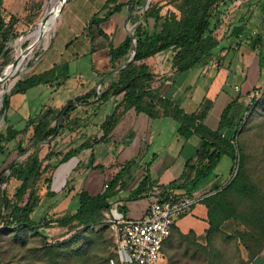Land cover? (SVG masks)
<instances>
[{
	"label": "trees",
	"instance_id": "trees-1",
	"mask_svg": "<svg viewBox=\"0 0 264 264\" xmlns=\"http://www.w3.org/2000/svg\"><path fill=\"white\" fill-rule=\"evenodd\" d=\"M235 1L237 0H164L162 5L160 1L152 2L141 17H134L135 24H137L134 28V37L137 41L134 61L117 74L109 76L110 83L100 96L94 95L93 97L92 93H88L87 97L70 101L59 131L58 119L68 105L58 111L51 108L42 111L39 115L27 120L23 130L15 128L8 123L7 119L5 129L0 131V156H8L10 144H16L15 149L18 154L27 153L29 149L25 147L24 140L19 138L29 130H32V145L34 147L32 146V153L28 155L25 162H15L11 171H0V238L3 235L11 234L16 239H21L24 235L33 233L48 240L46 230L55 226L64 239L61 242L47 243L45 248L47 251L59 254L66 245H74L80 241L93 226L105 223L109 227L105 213L112 208L114 202L140 200L149 196V193L155 194L159 199L167 198L169 193L193 197L201 183L212 176L226 155L237 163L238 168L233 179L224 189L221 190V186H216L215 194L201 200L208 211L209 229L206 234L199 237L193 231L188 234L181 233L176 222L186 214L181 215L174 222L171 234L173 233L189 243L190 246L205 251L206 247L202 245L203 242L206 241V246H210L213 236L220 230L228 195L237 193L242 198L253 200L255 204L258 203L261 189L257 184L249 181L244 168L246 160L244 137L248 136L252 126L257 122L259 101L254 100L247 112L248 116L235 126L230 136H226L225 130L229 126L231 109L233 104L240 99V95L224 110L220 126L214 131L204 124L199 113H186L172 100L164 98L162 90L152 88L156 74L152 72L149 65L151 58L166 52L173 53L172 63L176 73H185L203 63L206 64L220 46L221 42L217 37V31L223 24L227 8ZM3 2L4 0H0V6ZM143 3L144 0H129L126 3L108 0L101 9V12L106 11V13L101 16V12H98L86 25L87 36L91 40V54L106 50L114 70L123 66L131 58L134 43L128 35L123 42L115 46L111 36L104 31L103 25L109 22L114 15L121 13L124 8L129 7L131 11H134L137 6H141ZM244 31L243 27L235 29L236 37H241ZM256 34L258 39L255 43L259 44V40H264V17ZM8 39L7 33H1L0 40L3 43L0 53ZM55 71L56 69L53 68L19 81L10 96L26 94L34 87L52 82ZM107 74L103 73L100 77ZM127 85L129 86L123 92L122 100L101 124L100 129L103 132L101 138H85L77 147H70L65 151H57L52 147L64 131L72 132L81 126H86L85 124L81 125L79 119L71 120L70 118V114L79 108L78 105L87 106L90 100L99 97L97 106L101 107L112 97L119 96L118 90ZM250 94L248 93V95ZM262 96H264V92ZM9 97L4 101L3 114L10 109L11 97ZM132 109L139 114L148 115L151 119L160 116L171 117L179 123L178 132L183 139L188 140L197 135L202 140V146L195 157L187 162L186 172L170 184L159 186L157 192L153 191L155 184L148 176L152 162L147 163L145 177L131 191L127 190L137 176L136 165L139 159L131 160L124 165L114 159L96 164L95 147L108 139L122 117ZM56 133V139L48 144V153L41 158V144L47 142ZM86 151H91L87 161L85 160L89 173L86 176L84 188L77 196L76 211L55 220L42 219V222H37L33 218V214L39 206L41 188H46L47 197L55 198L57 194L52 190L55 170ZM54 158H59L57 164L52 163ZM46 175L48 176L45 177ZM4 185L5 187H3ZM121 192H126L127 197L122 198ZM254 210L252 215L250 214L253 222V234H238L245 244L254 242L258 245V251L253 253L252 258H255L264 249V204H257ZM100 236L97 234L96 237ZM168 239L163 247L164 256ZM248 239L251 241L248 242ZM188 249L186 250L187 255ZM114 258L115 255L112 254L108 260L114 263Z\"/></svg>",
	"mask_w": 264,
	"mask_h": 264
},
{
	"label": "rangeland",
	"instance_id": "rangeland-1",
	"mask_svg": "<svg viewBox=\"0 0 264 264\" xmlns=\"http://www.w3.org/2000/svg\"><path fill=\"white\" fill-rule=\"evenodd\" d=\"M107 1L66 0L60 11L59 3L62 0H4L0 6V35L7 33L9 39L5 42L4 49L0 53V77L4 72L3 82H0V92L5 91L0 99V131L5 129L7 119L8 123L15 124V128L23 130L27 120L39 115L43 108L55 109L53 106H56L59 101L62 102L66 99L75 101L77 98L87 97L88 93H92L93 97L94 95L98 96L96 87L100 76L103 73L114 71L108 52L104 50L96 60L93 68L94 74L91 56L76 60H71V58H75L76 53H81L85 48L87 43L86 25L98 12H101L102 6ZM117 1L121 3L120 0ZM157 1L159 0H152L151 3ZM146 2L147 0H144V3L137 6L134 11L127 7L122 16L121 14L117 15L116 19L107 24V29H110L111 32L108 35L111 36L115 44L127 37L130 30H134L137 25L134 17H141L146 9ZM57 4L59 5L53 10ZM165 11L166 8L163 12L165 13ZM105 13L106 11L101 12L100 15L103 16ZM263 17L264 0H237L230 5L227 8L223 24L217 31V37L223 44L209 58V61L212 60L213 63L207 62L197 66L193 72L194 76L188 83L193 86L192 93L196 92L193 102H200V96L213 89L208 91L206 88L212 82H214L213 87L218 83V80L215 79L216 71L221 72L222 75L225 71L228 72L227 74L231 73L228 81L230 83H227L231 87L240 81L234 75V72L238 71L236 74H239V77L245 81L242 85L241 97L231 109V116L237 123L248 116L247 112L254 100L259 101L257 122L252 126L248 136L244 137L246 146L245 172L249 181L257 184L261 189L257 204H264V96H262L264 92V40H259V44L255 42L258 39L256 33L260 29ZM238 27L245 29L241 38H237L235 35V29ZM103 29H105V25H103ZM35 33L38 35L34 36ZM106 33L108 32L106 31ZM2 43L0 40V48ZM238 43L242 45L239 46ZM98 44L100 43L98 42ZM243 45L245 49L241 55L239 51ZM254 54L255 58L250 64L251 66L246 69L247 58L249 59ZM237 60L240 61V64L237 63ZM227 63H229L228 66ZM20 64H25L24 72L19 70ZM225 65L227 70H224ZM53 68L56 69L52 78L53 90L60 89L58 93L53 94V90L50 91L47 86L39 85L26 94L10 96L19 81ZM204 69H206L205 72ZM7 71L8 74H6ZM18 77L20 79L15 84ZM64 82L67 87L77 82L85 84L87 82L90 86L84 89L86 92L73 98L70 96H73L74 93L64 87ZM105 83L104 86L102 85L101 93L108 87L110 79ZM229 86H225L224 89L229 91ZM259 88L262 90H255ZM250 89H252L249 92L251 94L248 95L247 91ZM9 96L11 97L10 109L3 114L4 101ZM237 96L238 94L234 93V99ZM246 96L250 97L245 100ZM122 97L123 93L115 98L112 97L109 102L101 104V107L97 106L99 97L90 100L87 106L78 105L79 108L70 114L71 120L77 118L81 125L87 123L88 127L94 126V128L89 130L86 126H81L82 131L75 133L66 130L57 138L52 147L57 151H65L74 147L77 139L84 135L101 138L102 132L99 125L102 124L110 111L117 107ZM168 131L171 133L169 128ZM19 139L24 140V145L29 150L25 154H18L15 149L16 144H10L8 156H0V171L9 170V165L15 159H17L16 162H25L28 155L32 153V130ZM40 150V157L43 158L49 151L48 144H41ZM58 161L59 158H54L52 163L57 164ZM237 168V163L229 156H224L212 176L204 181L206 184L201 194L209 197L216 193L214 191L216 186H221V190L224 189L233 179ZM67 169L68 166H60L59 172L56 174L53 189L57 192L60 190L58 189L60 176ZM87 175L85 172H80L76 176L72 175L73 177L71 176L69 179L64 192L56 198L47 197L46 188L42 187L39 191V206L33 214V218L37 222H42V219L50 221L65 214H73L78 207L77 196L85 186ZM195 195L200 194L196 193ZM257 204L253 203V200L240 197L237 193L228 195L221 227L219 232L213 236L212 244L206 246V241L201 243L206 247V250L203 251L201 248L190 246L189 243L172 233L164 251L168 264H264V249L255 258H252L253 253L258 251V245L249 242L251 239H248L249 243L245 244L238 235L239 233L253 234V222L250 214L252 215L255 211ZM122 210L121 202L113 203L112 208L105 213V219L108 220L109 217L121 214ZM46 233L48 240L33 233L24 235L21 239H16L11 234L1 236L0 264H127L116 253L115 235L110 226L108 227L105 223L93 226L80 241L74 245H66L59 254L47 251L45 247L47 243L61 242L64 239L61 232L53 226L46 230ZM97 234L101 236L96 237ZM187 249L188 255L186 254ZM112 254L115 255L114 263L108 260Z\"/></svg>",
	"mask_w": 264,
	"mask_h": 264
},
{
	"label": "crops",
	"instance_id": "crops-1",
	"mask_svg": "<svg viewBox=\"0 0 264 264\" xmlns=\"http://www.w3.org/2000/svg\"><path fill=\"white\" fill-rule=\"evenodd\" d=\"M120 1L121 3H126L128 0ZM160 2L162 5L164 3V0H161ZM126 9L127 8H124L121 13L114 15L109 22L104 24V31H107V34H111V32L109 31L110 29H107V24L116 19L117 15L121 14L122 16V13L124 14V11ZM86 38L87 43L85 45V48L82 49L81 53H76L77 56H74L75 58L72 57L71 60L91 56L92 70L94 74V65L103 51L91 54V40L88 36ZM125 38L117 44L113 42L114 45L118 46L125 40ZM222 44L223 43H220L219 48L222 46ZM238 45L240 46L242 44L238 43ZM240 48L241 49L239 51V54L242 55L245 46L243 45ZM172 56L173 53L166 52L150 59V68L152 72L156 74L155 82L152 84V88L162 90V96L164 98L172 100L186 113H199V115L202 116L204 124L211 130L216 131L220 126L222 113L235 100L234 93L236 95L238 94V96L241 95L243 91L242 85L245 80L240 78L239 74H236V72L238 73V71H235L234 75L237 76L240 81L239 83L236 82L234 86L231 87L227 84L230 83L228 81L230 80L231 73L227 74L228 72L225 71L224 75H222L221 72L216 71L215 79L218 80V83H216L215 87H213L214 82H212L211 85L206 88L208 91L213 88L211 92L207 91V94L200 96V102H193L196 92L192 93L193 86H191V84L188 85V83L191 77L194 76L193 72L195 68L185 73H176L173 69ZM247 57L248 55L246 56V58ZM254 58L255 54L251 55L249 59L247 58L248 64L246 66V69L251 66L250 64L253 62ZM208 62L213 63L212 60H208ZM237 63L240 64V61L237 60ZM228 65L229 63H227V66ZM227 66L225 65L226 68L224 70H227ZM205 70L206 69H204V72ZM109 76L105 79V81L109 78ZM101 78L102 77H100V79ZM42 85L47 86L50 91H52L54 88L53 82H50L48 84H41L40 86ZM88 86H90V84L88 85L87 82L86 84L83 82H77L76 84L67 87L66 82H64V87L74 93L73 96H70L73 98H76L86 92V90L84 89H86V87ZM225 86H229L230 90L226 91L224 89ZM236 87H238L239 89L238 92L236 91ZM251 90L252 89L248 90L247 94ZM59 91L60 89H55L53 90V94L58 93ZM248 97L250 96L244 97L245 100H247ZM70 101V99L63 100L62 102L59 101V103H57L56 106H53V108H55L56 111L61 110L63 107H66ZM45 110L47 109L43 108V110L41 111ZM228 124L229 126L225 130L226 136L232 134V132L234 131L233 129L238 123L231 116L228 120ZM12 125L15 127V124L12 123ZM85 125L89 130L91 128H94V126H92L91 128L88 127L87 123H85ZM100 127L101 125H99V129ZM168 128L171 133H169ZM82 129L83 128H78L71 133L81 132ZM178 129L179 123L171 117L160 116L156 119H151L148 115L144 113L139 114L134 109H132L122 117L121 121L117 124L108 139L95 147L94 152L97 158L96 164L106 162L109 159H114L121 165H124L131 160L139 159L136 165L137 176L127 190L131 191L132 189H135L141 182V180L145 177L147 163L152 162L151 166L149 167L148 176L150 177L151 182L155 184V188H153L154 191V189H158L159 186L168 185L172 181L179 179L187 170V162L195 157L197 151L202 146V140L199 136L195 135L190 139L185 140L179 135ZM90 137L91 135H84L81 138L77 139L78 141L77 143L75 142L76 146L74 145V147H77L79 144H81L85 138ZM90 154L91 151H86L81 155L72 158L67 163L60 165L68 166V169L64 174L60 176L58 188L60 190L58 192L53 189V186L55 183L56 174H58L60 166L55 170L53 175L52 190L56 192L57 196H59L60 193L64 192L72 175L76 176L80 172H85L86 174L89 173V169L85 166V160L87 161ZM205 184L206 183L202 182L198 190L193 194V197L196 198L199 202L195 204L183 218L177 220L176 222V226L183 234H188L190 231H193L197 236L201 237L204 236L209 229L208 211L206 206L201 202V200L207 196L205 194H201V191L203 190ZM196 193L200 195L197 196L195 195ZM148 195L149 196H147L146 198L140 200H121V205L123 206V208H125L124 210H122L121 215L131 219H139L143 217L148 212L151 203L156 199L155 194L149 193ZM121 197L126 198V192H121ZM160 264H168L164 255Z\"/></svg>",
	"mask_w": 264,
	"mask_h": 264
},
{
	"label": "built area",
	"instance_id": "built-area-1",
	"mask_svg": "<svg viewBox=\"0 0 264 264\" xmlns=\"http://www.w3.org/2000/svg\"><path fill=\"white\" fill-rule=\"evenodd\" d=\"M236 91H239L238 87ZM198 202L188 195L169 193L165 199L156 197L148 212L139 219L121 214L109 217L110 229L115 235L116 253L127 264H160L163 247L174 222Z\"/></svg>",
	"mask_w": 264,
	"mask_h": 264
},
{
	"label": "water",
	"instance_id": "water-1",
	"mask_svg": "<svg viewBox=\"0 0 264 264\" xmlns=\"http://www.w3.org/2000/svg\"><path fill=\"white\" fill-rule=\"evenodd\" d=\"M151 1H152V0H147V2H146V9H147V8L149 7V5L151 4ZM65 3H66V0H62V2L60 3V6H61L60 11L62 10V8H63V6L65 5ZM146 9H145V10H146ZM133 31H134V30H130V32H129V35H130V37L132 38L133 43H134V45H133V53H132L131 58H130V59L127 61V63H125L123 66H121V67L115 69L113 72H111V73L105 75L104 77H102V78L99 80L98 85H97V87H96V93L98 94V96H100L102 85H103L105 79H106L109 75L117 74L120 70H122L123 68L127 67L128 65H130V64L134 61L135 56H136V52H137V44H136L137 41H136V39H135V37H134V32H133ZM3 79H4V72H3L2 76L0 77V82H2ZM19 79H20V77H18V79L16 80L15 84L17 83V81H18ZM15 84H14V85H15ZM128 86H129V85L121 87V88L118 90V94L123 93V92L128 88ZM80 105L83 106L82 104H80ZM68 108H69V105L64 109V111L62 112V114L60 115V117H59V119H58V131L60 130V127H61L62 124H63V118H64V115H65L66 111L68 110ZM56 137H57V133H56L53 137H51L47 142L42 143V144H50V143H52V142L56 139ZM33 147H34V146H33ZM16 160H17V159L13 160L12 163L9 165V171H11L12 166H13V164L16 162ZM235 174H236V172H235ZM235 174H234V175H235Z\"/></svg>",
	"mask_w": 264,
	"mask_h": 264
},
{
	"label": "bare ground",
	"instance_id": "bare-ground-1",
	"mask_svg": "<svg viewBox=\"0 0 264 264\" xmlns=\"http://www.w3.org/2000/svg\"><path fill=\"white\" fill-rule=\"evenodd\" d=\"M53 2H54V1H53ZM59 4H60V3H59ZM59 4L55 5V6L53 7V10H55L56 7H57ZM50 18H52V17L50 16ZM50 25H51V24H50ZM46 31H47V30H46ZM35 35H38V33H35L34 36H35ZM45 38L47 39V35H46ZM47 43H48V42H47ZM24 65H25V64H20V66H19V70H20L21 72H24V70H25ZM8 73H9V72L7 71L6 74H8ZM2 82H3V81H2ZM4 93H5V91L0 92V99H1V97L4 95Z\"/></svg>",
	"mask_w": 264,
	"mask_h": 264
}]
</instances>
